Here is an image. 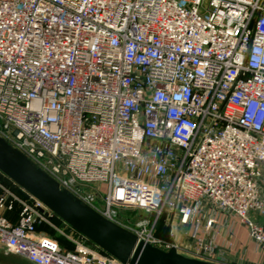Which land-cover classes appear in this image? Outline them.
<instances>
[{
    "label": "built area",
    "instance_id": "obj_1",
    "mask_svg": "<svg viewBox=\"0 0 264 264\" xmlns=\"http://www.w3.org/2000/svg\"><path fill=\"white\" fill-rule=\"evenodd\" d=\"M0 137L154 246L220 264L225 223L264 249V0H0ZM3 176L7 252L123 264L67 223L70 250L40 233L55 214ZM166 213L192 249L156 235Z\"/></svg>",
    "mask_w": 264,
    "mask_h": 264
},
{
    "label": "water",
    "instance_id": "obj_2",
    "mask_svg": "<svg viewBox=\"0 0 264 264\" xmlns=\"http://www.w3.org/2000/svg\"><path fill=\"white\" fill-rule=\"evenodd\" d=\"M0 171L19 187L25 199L37 198L61 220L123 264H217L184 255L176 247L164 250L139 239L130 229L60 188L51 175L1 137Z\"/></svg>",
    "mask_w": 264,
    "mask_h": 264
},
{
    "label": "crops",
    "instance_id": "obj_3",
    "mask_svg": "<svg viewBox=\"0 0 264 264\" xmlns=\"http://www.w3.org/2000/svg\"><path fill=\"white\" fill-rule=\"evenodd\" d=\"M18 188V187H17ZM19 207H15L13 211L7 213L11 221H18ZM228 218H224V221ZM259 221L264 222V218H257ZM184 236L181 238L179 235L180 244L184 250H189L194 247V241L187 234L188 227H182L181 231ZM224 239H228L233 243L231 248H225V259L220 264H264V249H261L257 244L252 241L248 235V230L245 226L237 224L231 232L228 231L224 223L221 235L216 238L217 243L222 245ZM0 264H32L25 257L9 253L5 248L0 245Z\"/></svg>",
    "mask_w": 264,
    "mask_h": 264
},
{
    "label": "rangeland",
    "instance_id": "obj_4",
    "mask_svg": "<svg viewBox=\"0 0 264 264\" xmlns=\"http://www.w3.org/2000/svg\"><path fill=\"white\" fill-rule=\"evenodd\" d=\"M2 187L12 192L13 194L17 193V185L10 179H8L6 176H3L1 179ZM16 207L21 208V205L16 203ZM149 217L148 214H146L144 211H133V210H123L120 213V217L125 220H132L133 222L139 217ZM170 215L168 213L164 214L161 218V224L158 228V236L162 238L163 240H174L179 246L180 251L184 252V248L180 244V238L179 235L181 234L184 236V234L181 232L182 227L181 226H174L171 227L168 222L170 223ZM40 233L46 234L47 236H50L54 239H56L60 246L63 249L70 250L72 247H74V242L71 241L67 236L68 231L66 230L65 226L63 224H60V221L58 218L54 215L53 218L44 221L39 228Z\"/></svg>",
    "mask_w": 264,
    "mask_h": 264
},
{
    "label": "trees",
    "instance_id": "obj_5",
    "mask_svg": "<svg viewBox=\"0 0 264 264\" xmlns=\"http://www.w3.org/2000/svg\"><path fill=\"white\" fill-rule=\"evenodd\" d=\"M7 177V176H6ZM8 178V177H7ZM9 180H10V178H8ZM18 189V188H17ZM19 211H20V209H19ZM56 216V215H55ZM57 218H58V220L60 221V224H63L64 226H67V224H65V222L63 221V220H61L58 216H56ZM160 224H161V219H160V221L158 222V225H157V228H156V235L158 236V228H159V226H160ZM39 228H40V226L38 227V230H39ZM92 245L94 244V243H92L91 241H89ZM73 248V247H72ZM103 252H105L104 250H102ZM106 253V252H105Z\"/></svg>",
    "mask_w": 264,
    "mask_h": 264
}]
</instances>
